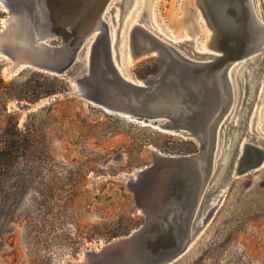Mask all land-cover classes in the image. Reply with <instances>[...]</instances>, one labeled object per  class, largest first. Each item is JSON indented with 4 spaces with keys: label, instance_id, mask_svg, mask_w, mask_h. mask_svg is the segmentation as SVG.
I'll return each instance as SVG.
<instances>
[{
    "label": "rangeland",
    "instance_id": "374dc122",
    "mask_svg": "<svg viewBox=\"0 0 264 264\" xmlns=\"http://www.w3.org/2000/svg\"><path fill=\"white\" fill-rule=\"evenodd\" d=\"M8 1L17 8L31 2ZM255 1L264 21V0ZM0 10L1 29L8 15L1 2ZM103 22L120 70L135 82L161 62L156 53L131 61L134 25L190 53L211 52L205 47L212 32L195 0H111ZM50 42L61 45L59 38ZM10 62L0 55V141L17 142L14 159L0 171V264H78L87 251L143 224L136 202L143 180L128 183L153 164L155 152L189 155L199 144L85 100L66 74L26 67L6 77ZM259 75L250 129L264 139V64ZM46 78L62 79L65 90L31 103L33 87ZM18 103L34 107L24 111ZM170 264H264V167L230 181L206 227Z\"/></svg>",
    "mask_w": 264,
    "mask_h": 264
},
{
    "label": "water",
    "instance_id": "95a60500",
    "mask_svg": "<svg viewBox=\"0 0 264 264\" xmlns=\"http://www.w3.org/2000/svg\"><path fill=\"white\" fill-rule=\"evenodd\" d=\"M196 1L212 32L211 52L190 53L134 25L132 59L156 53L161 62L156 73L135 82L120 70L103 22L111 0H31L22 8L0 0L8 11L0 29V55L11 60L6 77L26 67L66 74L85 100L199 144L189 155L155 152L153 164L128 183L143 180L136 198L143 224L102 250L87 251L78 264L172 263L206 227L230 181L264 167V139L253 126L264 64L256 1ZM55 38L60 46L51 44Z\"/></svg>",
    "mask_w": 264,
    "mask_h": 264
},
{
    "label": "trees",
    "instance_id": "16d2710c",
    "mask_svg": "<svg viewBox=\"0 0 264 264\" xmlns=\"http://www.w3.org/2000/svg\"><path fill=\"white\" fill-rule=\"evenodd\" d=\"M4 16V12L0 10V18ZM5 81L0 72V85L4 84ZM65 83L62 79L58 78H46V83H39L33 87L34 96L29 100L31 103L38 101L39 99L46 96H53L61 91H64ZM23 99V97H18ZM25 99V98H24ZM17 146L16 140L13 138L11 140L0 141V171L7 167V161L14 159L12 150ZM116 236V235H113Z\"/></svg>",
    "mask_w": 264,
    "mask_h": 264
},
{
    "label": "bare ground",
    "instance_id": "6f19581e",
    "mask_svg": "<svg viewBox=\"0 0 264 264\" xmlns=\"http://www.w3.org/2000/svg\"><path fill=\"white\" fill-rule=\"evenodd\" d=\"M195 1H196V0H195ZM196 4H198L197 1H196ZM208 28H209V27H208ZM137 36H138V35H137ZM142 37H143V36H141V37L138 36V38H140V40H141V42L143 43V45H148V44L150 45L151 42L146 41V40L143 39ZM111 38H112V35H111ZM112 44L114 45V43H113V38H112ZM151 44H152V43H151ZM205 48L208 49V43L206 44V47H205ZM208 50H210V49H208ZM129 57H130V59H131V61H132V57H131V55H129ZM122 73H123V72H122Z\"/></svg>",
    "mask_w": 264,
    "mask_h": 264
}]
</instances>
